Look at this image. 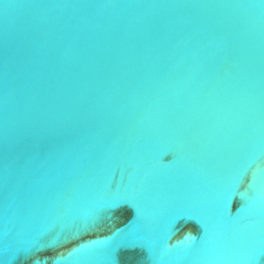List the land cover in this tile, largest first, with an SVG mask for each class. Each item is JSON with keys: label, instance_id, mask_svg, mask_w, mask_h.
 Masks as SVG:
<instances>
[{"label": "water", "instance_id": "obj_1", "mask_svg": "<svg viewBox=\"0 0 264 264\" xmlns=\"http://www.w3.org/2000/svg\"><path fill=\"white\" fill-rule=\"evenodd\" d=\"M260 160L264 0H0V264H264Z\"/></svg>", "mask_w": 264, "mask_h": 264}, {"label": "snow or ice", "instance_id": "obj_2", "mask_svg": "<svg viewBox=\"0 0 264 264\" xmlns=\"http://www.w3.org/2000/svg\"><path fill=\"white\" fill-rule=\"evenodd\" d=\"M174 158V153L171 152V151H168L164 156H163V160L165 161H170L171 159ZM257 166L259 167H264V160H260L257 162ZM250 180V177L249 176H245L244 179H243V183L241 185L242 186H246L247 183L249 182ZM240 207V203L239 201H236V200H233V203H232V208H231V212H235L238 208ZM131 219L132 217L129 216V220L131 222ZM129 222V223H130ZM128 224V223H127ZM126 224V225H127ZM97 227H99V224L97 225ZM198 236V235H196ZM65 248H68V247H71V243L68 244V245H64ZM54 251H58L57 249H55ZM29 264H42V254H38L36 257H32L30 258L29 260Z\"/></svg>", "mask_w": 264, "mask_h": 264}]
</instances>
